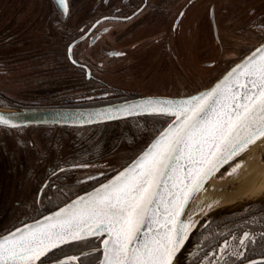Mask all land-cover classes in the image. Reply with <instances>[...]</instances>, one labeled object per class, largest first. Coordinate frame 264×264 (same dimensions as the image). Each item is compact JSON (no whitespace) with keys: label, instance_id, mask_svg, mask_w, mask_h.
Masks as SVG:
<instances>
[{"label":"flooded vegetation","instance_id":"1","mask_svg":"<svg viewBox=\"0 0 264 264\" xmlns=\"http://www.w3.org/2000/svg\"><path fill=\"white\" fill-rule=\"evenodd\" d=\"M263 42L264 0H0V109L194 95ZM171 119L0 125V236L107 182ZM102 239L67 243L38 264H100ZM176 257L264 264V195L203 217Z\"/></svg>","mask_w":264,"mask_h":264},{"label":"snow or ice","instance_id":"2","mask_svg":"<svg viewBox=\"0 0 264 264\" xmlns=\"http://www.w3.org/2000/svg\"><path fill=\"white\" fill-rule=\"evenodd\" d=\"M145 103V111L176 120L107 183L44 223L0 239V264H34L66 240L104 233L100 264H172L194 227L191 218L181 219L189 199L221 163L264 137V45L208 91ZM0 125L15 126L5 114Z\"/></svg>","mask_w":264,"mask_h":264},{"label":"water","instance_id":"3","mask_svg":"<svg viewBox=\"0 0 264 264\" xmlns=\"http://www.w3.org/2000/svg\"><path fill=\"white\" fill-rule=\"evenodd\" d=\"M262 45H264V42L261 43L260 45L256 46V48L253 49L248 55H246L244 57V59H240V61L238 63H236L232 68H230L212 86L207 87L206 89H204L200 92H197L194 95L191 94V95L179 96V97H171V96H169V97H167V96L147 97V98H140V99H136L133 101L119 103L116 105H112V106H108V107H102V108H96V109H42L40 107L38 109H31V108H17V107H11L10 106L4 110L0 109V114H5L6 117H10L13 120L15 125L32 124V123H35V124L36 123H50V122L69 123V124H88V123H96V122H102V121H108V120L121 119V118H125V117L141 115V114L142 115L143 114H155V115L156 114H164V115H169V117L172 118L171 121L169 122V125H170L176 120V117L173 114L165 113V112L145 111L144 109L149 107V105H147L145 102L149 101V100L166 101V100L187 99L189 97L196 96L201 92L208 91V90L212 89L213 87H215L218 83H220L223 80V78L228 74V72H230L233 68H235L237 64H241L247 57L251 56L252 53H254L256 51V49L261 47ZM242 82H243V80H242ZM168 126L165 127L164 129L168 128ZM262 140H264V137L257 139L254 143L249 145L247 147V149L240 152L238 155L233 156L227 162L221 163L218 166V169L215 170L213 173H211L202 182V187L199 189V191H197L192 196V198L189 199V201L187 202V204L183 210V213L181 215V219L182 220H188L189 218H191V220L194 222V227H192L191 230L188 232L187 238L185 239L184 244L181 246L179 252L181 251L183 246L187 243L189 237L191 236L193 231L197 228V225L199 224V222L202 220L203 217H205V216L211 217V216L217 215L223 208H225L226 206H228L229 204L232 203V202H229V204H228V202H226V201H229L231 199V197L237 198V196H240V195L242 196V194L245 193V190H244L245 188H243L242 185H239L237 183V184H234V186H233V185H231V181H227L228 179L231 180V177L233 176V173H232L233 171L229 170L223 177L217 178L219 182L223 183V184H221V186L218 189V190H220L222 196L218 197L214 201H211V203L210 202L207 203L206 199L203 197V195L205 193L212 192L213 190H215L214 180L216 179L217 175L222 171V169H224L227 165H229L231 162H233L237 158L242 157L251 147H253L254 145H256L257 143H259ZM132 163H133V161L128 166H130ZM123 170L124 169H122L121 171H123ZM121 171H119V172H121ZM117 174H115L114 176H116ZM114 176L109 178L107 180V182L109 180H111ZM247 179H249V177ZM107 182L105 181L104 183H107ZM104 183H102V184H104ZM100 185H98L96 188L100 187ZM230 185L232 186L230 190H227V191L223 190L227 186H230ZM96 188H94V189H96ZM93 190H91L89 192H92ZM89 192H87V193H89ZM85 194H82V196H84ZM244 197H246V196H243L242 199H245ZM76 199H77V197L75 199L71 200L70 202H68L67 204L63 205L62 207L55 209L54 211L42 216L39 219L25 223L21 226H18L17 228L8 232L6 235L0 236V239L9 235L10 233L15 232L16 229H24V227L26 225L32 226L36 222L44 223L46 217H51L54 213L58 212L61 208H64L66 205L71 204ZM250 199H254V198H250ZM208 205H211V207L209 208ZM106 235L107 234L104 233V234H101L99 237L104 238ZM94 237H98V236H95V235L81 236V238L76 239V240H66L64 243L58 244L55 248H50L43 256H41V257H39V259L35 260L34 264H38L39 261L44 256H46L47 254H49L53 250L58 249L59 247L65 245L67 243H71V242H75V241H79V240H83V239L94 238ZM101 247L103 250V245ZM179 252H177L176 256H178ZM176 256L173 258L172 264H175V260L177 258ZM102 259H103V256L100 260H102Z\"/></svg>","mask_w":264,"mask_h":264},{"label":"bare ground","instance_id":"4","mask_svg":"<svg viewBox=\"0 0 264 264\" xmlns=\"http://www.w3.org/2000/svg\"><path fill=\"white\" fill-rule=\"evenodd\" d=\"M262 149H264V140L251 147L242 156V159L231 169L233 171V176L231 177V180L228 179L227 181H231V185L233 186L237 183L242 185V187L245 188V193L242 194V196L240 195L241 197H231L229 201H226L228 204L229 202H238L243 198V196H246L244 197L245 199H250L258 198L264 195V161H262ZM248 177L249 179H247ZM214 183L215 190L203 195L207 203H211V201H214L218 197L222 196L220 190L218 189L223 183L219 182L217 178L214 180Z\"/></svg>","mask_w":264,"mask_h":264},{"label":"rangeland","instance_id":"5","mask_svg":"<svg viewBox=\"0 0 264 264\" xmlns=\"http://www.w3.org/2000/svg\"><path fill=\"white\" fill-rule=\"evenodd\" d=\"M262 150H263V149H262ZM263 152H264V150L262 151V155H263ZM222 177H223V176H222ZM262 196H263V195H262ZM262 196H261V197H262ZM258 198H260V197H258Z\"/></svg>","mask_w":264,"mask_h":264}]
</instances>
